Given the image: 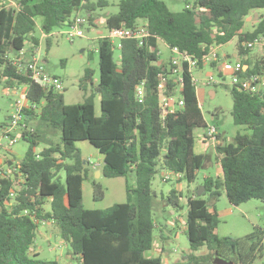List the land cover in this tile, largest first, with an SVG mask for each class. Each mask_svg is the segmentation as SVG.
<instances>
[{
	"label": "trees",
	"instance_id": "1",
	"mask_svg": "<svg viewBox=\"0 0 264 264\" xmlns=\"http://www.w3.org/2000/svg\"><path fill=\"white\" fill-rule=\"evenodd\" d=\"M5 1L8 0H0V83L6 78L10 87L28 85V99L41 111L37 128L25 131L21 138L29 142L25 157H9L6 161L10 167L20 168L24 178L21 189L12 195L16 171L12 177H0V264H59L57 260L38 258V252L32 253L37 229L43 222L58 227L80 264H215L216 257L232 264H264V230L257 227L242 237L219 236L220 218L210 211L204 198L206 192L218 198L224 190L234 206L252 199L264 201L263 86L255 92L231 86L233 120L251 133H238L227 144L220 141L216 151L223 177L206 178L205 193L193 192L194 196L188 198L185 224L192 252L180 263L148 255L159 228L152 210L153 179L159 170H165L164 173L180 175L177 179L195 181L205 155L195 150L194 130L207 126L197 86L188 71L184 73L182 89L184 106L162 116L159 42L201 57L212 47L238 37L239 54L247 55L251 48L245 42L264 36V17L260 16L252 31L241 29L248 15L264 9V0H188L181 11H172L163 0H120L118 12L106 20V29L145 24L152 36L142 46L135 39L122 40L118 60L112 40L104 36L98 39L100 79L96 89L101 97V115L96 114L94 94L83 103L66 104L64 90H46L27 75L17 73L10 58L30 47V43H41L35 34L38 16L43 18L40 28L47 34L65 26L83 10L88 12L90 25H94L93 12L108 7L109 0H19L20 10L5 7ZM243 63L249 65L245 76H264V59L253 65L249 60ZM91 75L87 69L86 81L91 80ZM143 82L146 98L140 103L136 88ZM170 82L174 87L175 82ZM27 113L29 123L36 119L37 112ZM45 125L60 130V140L36 152ZM78 140H88L99 149L104 157L102 174L127 178L126 202L103 209L84 206L83 184L88 173L85 164L90 163L82 161L75 144ZM129 175L135 178L133 188L128 184ZM132 193L136 194L135 202ZM182 197L181 191L172 189L167 199L172 206L181 208ZM202 247L208 253H195Z\"/></svg>",
	"mask_w": 264,
	"mask_h": 264
},
{
	"label": "rangeland",
	"instance_id": "2",
	"mask_svg": "<svg viewBox=\"0 0 264 264\" xmlns=\"http://www.w3.org/2000/svg\"><path fill=\"white\" fill-rule=\"evenodd\" d=\"M20 2L19 0H8V2ZM167 3L172 11H181L186 7L188 0H163ZM194 1V0H189ZM110 5L104 8H98L93 12L94 20L97 24L86 26L85 35L69 40L66 36V27L62 26L54 32H59L56 36L42 38L41 24L43 18H36L37 27L35 34L41 38L40 43V61L44 64L46 71L58 76L62 79L64 86V103L77 104L85 102L91 94H94L95 110L97 115H101V97L97 93V85L100 79L99 69V53L98 39L107 33L103 23L106 22L111 13L118 12L120 0H109ZM8 8V6H5ZM260 15H264V10H260ZM81 15L87 16L88 12L83 10ZM93 26V27H92ZM246 30L251 29L250 24H246ZM238 37H235L230 42L221 45L218 48L219 54H230V60H235L232 57L233 50L238 49ZM159 50L161 51L160 61L168 63L172 56L167 45L160 41ZM247 55H241L240 59L249 60L251 65L258 60L264 59V52L261 46L247 49ZM115 58H120V50L115 49ZM3 67L0 64V75ZM91 70V80L86 81V70ZM212 73L218 77L216 68L209 67L195 73V77L199 80L197 84V96L202 112L207 122L206 127H198L194 130L196 143L204 145L206 159L203 167L198 170L195 181L188 182L186 178L177 181L172 178L164 181L163 171L159 170L153 179L152 188L155 193L152 202L153 217L156 225L159 228L155 230L157 237L156 243H159L163 250L161 253L163 259L170 263H180L185 261V257L192 252L190 242L185 231V222L187 218V202L186 197L192 189L201 191L204 187V175L216 177L218 174V166L216 164V151L214 147L205 142L204 134L208 126L215 125L220 134L221 143L227 144L234 141L238 133L250 134V130L245 125L236 124L233 120V95L231 86L227 83L221 85H207L205 79L208 73ZM83 85H86L85 87ZM9 90L6 78L0 83V133L2 123L6 122L11 113V103L17 97L16 94L8 93ZM215 91V95L211 94ZM40 111L36 113V119L30 121L31 127L38 126L40 122ZM41 141L36 146L35 151L39 152L47 146H50L60 140L61 131L50 126L41 128ZM204 141H203V140ZM205 142V143H204ZM76 146L80 150L82 161H89L88 173L83 184V201L86 208H108L116 203H123L128 200L127 193V178L125 177H107L104 174L98 175L97 171H102L103 155L99 149L91 144L88 140L76 141ZM29 149V142L24 139L12 147L14 155L9 157L15 160H21L25 157ZM5 153V151H3ZM101 163L96 168L94 163ZM61 177L65 179V172L61 173ZM128 184L131 188L135 187V178L129 175ZM172 189H177L182 192L181 208L172 206L167 196ZM163 197L166 200H163ZM204 198L211 203L210 192L204 194ZM132 199L136 201V194L132 193ZM47 207L49 205L47 204ZM261 214V218L257 215ZM255 227L253 226V222ZM257 227L264 228V201L252 199L241 204V207H234L232 216L223 218L218 225L217 233L219 236H234L242 237L254 231ZM161 229L163 237L161 238ZM159 239V241H158ZM38 252V258L44 260H57L59 264H80L78 259L71 255L69 244L59 234L58 227L52 222L40 223L36 232V241L32 249V253ZM151 251H149L150 253ZM195 253H208L206 247H202ZM264 256V248H263ZM259 264V261L255 262Z\"/></svg>",
	"mask_w": 264,
	"mask_h": 264
},
{
	"label": "built area",
	"instance_id": "3",
	"mask_svg": "<svg viewBox=\"0 0 264 264\" xmlns=\"http://www.w3.org/2000/svg\"><path fill=\"white\" fill-rule=\"evenodd\" d=\"M8 8H15L20 10L22 8L21 2H4ZM86 26H90V19L88 16L77 14L72 17L66 24V36L69 40L85 35ZM42 31V30H41ZM55 31V30H54ZM52 31L47 34L42 31V38L58 35L59 32ZM152 36L149 28L145 24H139L133 27L121 26L114 27L107 30L104 37H108L115 44L116 49L122 48V40L135 39L139 45L146 44L148 39ZM41 39V38H40ZM164 42V41H162ZM172 53L170 61L164 63L160 61L161 51H158V64L162 66L163 71L159 74V94L161 96V111L162 116L165 117L170 113H175L184 106V99L182 95L184 73L188 71L192 73V81L197 86L199 80L195 77L197 71L205 68L213 67L218 71V77L212 73H208L205 79L207 85H221L227 83L229 79L230 86H238V89H243L251 92L258 91L260 86L264 87V76L261 74H251L245 76L246 65L242 59L230 60L223 58L219 54L218 46L212 47L206 54L199 57L186 50H181L178 46H170L164 42ZM248 48L255 46L264 47V36H260L252 41H247L245 44ZM11 62L17 68V73L24 74L30 77L33 81L39 83L46 90L63 91L64 86L62 79L58 76L49 74L44 64L40 61V44L35 45L30 43V47H25L18 53L13 55ZM170 80L175 82V86L171 87ZM145 82L139 84L136 88V99L138 102L143 103L146 98ZM10 92L16 94L17 97L11 103V113L6 124L2 127L0 133V177L14 176V171L17 172L14 180V192L21 189V184L24 183L23 174L18 166L10 167L6 164L9 158V153L14 154L12 147L20 140L25 131H34V127L30 126L28 122L27 111L37 112L40 107L37 104L30 102L28 99L29 86L18 85L12 87ZM8 92V93H10ZM202 106V105H201ZM204 140L209 142L215 149L220 143L219 131L215 125L208 126L204 134ZM5 151V153H3ZM39 157V155H38ZM101 163H94L93 167L96 168ZM180 175L173 173H164L163 179L167 181L172 178H179Z\"/></svg>",
	"mask_w": 264,
	"mask_h": 264
},
{
	"label": "crops",
	"instance_id": "4",
	"mask_svg": "<svg viewBox=\"0 0 264 264\" xmlns=\"http://www.w3.org/2000/svg\"><path fill=\"white\" fill-rule=\"evenodd\" d=\"M260 10H264V9H259V10H256V11H253L250 15H248L246 18H245V24H244V27L241 29V32H250V31H252L253 29H254V25L258 22V20H259V18H260V16H262V17H264V15H260ZM80 14V13H79ZM255 14H258V18H256L255 17ZM106 23V22H105ZM105 23H103V25L105 26ZM97 24V22L96 21H94V26ZM246 24H250V27H251V29H248V30H246V29H244L245 28V26H246ZM93 27V26H92ZM108 30V29H107ZM107 34V33H106ZM106 34H104V35H102V37L103 36H105ZM220 46H218V48H219ZM262 49H263V52H264V47H262ZM220 55H222L223 56V58H227V59H229V57L231 56L230 54H220ZM240 54H239V50L238 49H234L233 50V54H232V57H234L235 59H239L240 58ZM246 65V64H245ZM246 67L248 68L249 67V65H246ZM8 87H9V90L7 91V92H10V90H11V88L12 87H10L9 85H8ZM211 94L212 95H215V91H211ZM203 140V139H202ZM204 141V140H203ZM206 142V141H205ZM204 142V143H205ZM205 147H204V145H199V144H195V150H196V152L197 153H201V154H204L205 156H206V154H205V149H204ZM215 149V148H214ZM215 151H216V149H215ZM103 157V156H102ZM216 157H217V159H216V164H217V166H218V175L216 176V177H218V178H222L223 177V170H222V167H221V164H220V159L218 158V154H217V151H216ZM104 158V157H103ZM205 159H206V157H205ZM165 172V170H163V173ZM102 174V171H100V175ZM164 176V174L162 175V177ZM206 178H213L211 175H204V179H206ZM177 181H179L180 182V180L179 179H176ZM204 188V187H203ZM201 191H203V189L201 190ZM205 191H206V189L203 191V193H205ZM193 192H197L195 189H192L191 190V192H190V194L185 198L186 199V202L188 201V198H189V196H194L193 195ZM202 193V194H203ZM212 199H211V203L210 204H208L209 205V209H210V211L211 212H213V213H217L218 214V216H219V218H220V220L221 219H223V218H227L228 216H232V214H233V208L234 207H241V205H239V206H234V205H232L230 202H229V200H228V197H227V195H226V192L224 191V190H222V192H221V195L218 197V198H216V197H211ZM258 217H262L261 216V214H258L257 215V218ZM253 222V221H252ZM253 224V226L255 227L256 225H255V223L253 222L252 223ZM263 230H264V228H262ZM185 231L187 232V227L185 226ZM156 239H157V237H156ZM158 241H159V239H158ZM263 244H264V237H263ZM163 250V247L159 244V243H156V240H155V244H154V247H153V249L151 250V252L149 253L148 252V255L150 256V257H156V256H159V255H161V253H158V252H161ZM162 256V255H161ZM163 258V257H162ZM164 260V259H163ZM165 261V260H164ZM166 262V261H165Z\"/></svg>",
	"mask_w": 264,
	"mask_h": 264
},
{
	"label": "water",
	"instance_id": "5",
	"mask_svg": "<svg viewBox=\"0 0 264 264\" xmlns=\"http://www.w3.org/2000/svg\"><path fill=\"white\" fill-rule=\"evenodd\" d=\"M255 17L258 18V14H255ZM97 174L100 175V171H97ZM204 190H205V187L203 188V191ZM203 191H197V194L202 195ZM214 263L215 264H232V262L226 259L220 258V257H216L214 260Z\"/></svg>",
	"mask_w": 264,
	"mask_h": 264
}]
</instances>
